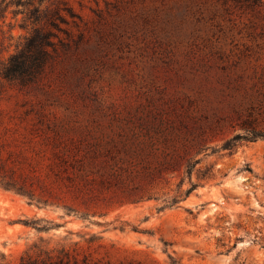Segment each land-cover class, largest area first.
I'll return each instance as SVG.
<instances>
[{
    "label": "rangeland",
    "instance_id": "374dc122",
    "mask_svg": "<svg viewBox=\"0 0 264 264\" xmlns=\"http://www.w3.org/2000/svg\"><path fill=\"white\" fill-rule=\"evenodd\" d=\"M70 3L81 18L70 23L71 37L59 32L40 77L1 82L0 140L29 147L56 127L77 134L112 115L182 119L213 147L241 131L233 126L236 110L256 102L264 72V9L231 0ZM25 10L14 4L0 16V60L25 34ZM201 157L197 167L213 164L214 176L160 211L151 199L93 204L90 219L61 218L60 209L0 189V252L10 264L34 243L64 249L78 264H264V139L243 141L232 153L208 148ZM36 218L51 220L39 221L48 228L25 222Z\"/></svg>",
    "mask_w": 264,
    "mask_h": 264
},
{
    "label": "trees",
    "instance_id": "16d2710c",
    "mask_svg": "<svg viewBox=\"0 0 264 264\" xmlns=\"http://www.w3.org/2000/svg\"><path fill=\"white\" fill-rule=\"evenodd\" d=\"M231 1L247 9H264V0ZM2 3L3 17L9 6L25 7L19 26L26 32L19 36L15 51L0 60V84L11 80L29 85L40 77L57 52V43L62 41L59 32L71 37L70 23L75 26L81 15L70 0H1ZM254 86L259 93L256 102L236 110L233 126L237 125L241 131L224 138L217 147L193 135L184 120L175 123V119L167 116L112 115L105 121L94 120L80 126L77 134L70 133L73 128L56 127L51 134L41 137L43 142L29 139V147H23L16 138H2L0 189L20 195L40 208L60 209L61 218L90 219L98 212L92 209L93 204L99 203L138 204L153 199L158 202V211L173 207L203 185L202 180L214 176L213 164L197 167L201 154L208 148L212 152L232 153L243 141L264 139L261 126L264 72L257 76ZM36 143L46 147L35 151ZM66 196L73 202L65 201ZM39 221L51 222L45 218L25 222L37 229L48 228ZM70 263L78 264L77 258L64 249L54 252L42 243L32 244L19 261V264ZM0 264H10L3 252Z\"/></svg>",
    "mask_w": 264,
    "mask_h": 264
}]
</instances>
